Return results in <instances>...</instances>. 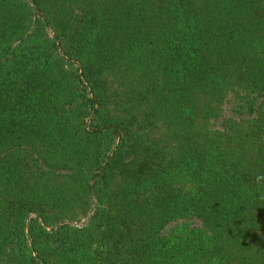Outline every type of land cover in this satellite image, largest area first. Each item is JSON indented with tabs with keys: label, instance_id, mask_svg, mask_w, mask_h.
I'll use <instances>...</instances> for the list:
<instances>
[{
	"label": "trees",
	"instance_id": "1",
	"mask_svg": "<svg viewBox=\"0 0 264 264\" xmlns=\"http://www.w3.org/2000/svg\"><path fill=\"white\" fill-rule=\"evenodd\" d=\"M0 264H264V0H0Z\"/></svg>",
	"mask_w": 264,
	"mask_h": 264
},
{
	"label": "water",
	"instance_id": "2",
	"mask_svg": "<svg viewBox=\"0 0 264 264\" xmlns=\"http://www.w3.org/2000/svg\"><path fill=\"white\" fill-rule=\"evenodd\" d=\"M86 223V220H83L81 223H80V225H83V224H85Z\"/></svg>",
	"mask_w": 264,
	"mask_h": 264
}]
</instances>
